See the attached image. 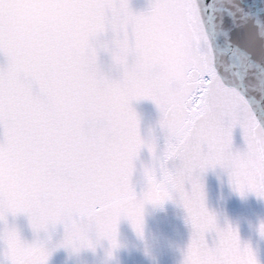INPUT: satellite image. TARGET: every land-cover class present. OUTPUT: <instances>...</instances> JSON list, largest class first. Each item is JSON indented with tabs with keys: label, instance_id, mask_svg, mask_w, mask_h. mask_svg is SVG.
Returning a JSON list of instances; mask_svg holds the SVG:
<instances>
[{
	"label": "snow or ice",
	"instance_id": "1",
	"mask_svg": "<svg viewBox=\"0 0 264 264\" xmlns=\"http://www.w3.org/2000/svg\"><path fill=\"white\" fill-rule=\"evenodd\" d=\"M0 57V264H111L121 222L143 241L146 208L169 202L190 230L179 264H260L205 177L264 201V0H0ZM143 101L162 145L141 135Z\"/></svg>",
	"mask_w": 264,
	"mask_h": 264
},
{
	"label": "water",
	"instance_id": "2",
	"mask_svg": "<svg viewBox=\"0 0 264 264\" xmlns=\"http://www.w3.org/2000/svg\"><path fill=\"white\" fill-rule=\"evenodd\" d=\"M132 6L137 11L146 10L148 0H132ZM2 60L3 58L0 57V62ZM134 107L141 116V135L147 138L155 133L161 137L162 145L163 134L158 123L160 113L156 106L150 101H143L135 104ZM236 146H242L239 132L236 134ZM148 160L150 155L145 151L141 154V161ZM140 166L138 162V169ZM205 189L207 205L217 214L220 224L223 226L225 223H231L233 227L238 228L242 242L250 243L257 252L260 264H264V238L258 232L259 224L264 221V201L258 200L254 195L241 198L230 187L227 174L219 168L207 173ZM184 216V210L171 202L163 208L151 206L146 208L145 235L151 241L154 260L145 255L143 243L137 238L130 224L122 221L119 232L124 247L117 253L116 260L111 264H179L180 250L186 247L190 238V230L185 224ZM9 220L20 227L24 238L29 241L33 239V233L25 217L21 216L15 220L10 217ZM62 234L61 228L56 238L59 239ZM104 258L103 249H98L96 253L86 251L79 256H70L66 250L60 249L54 253L50 264H103Z\"/></svg>",
	"mask_w": 264,
	"mask_h": 264
},
{
	"label": "clouds",
	"instance_id": "3",
	"mask_svg": "<svg viewBox=\"0 0 264 264\" xmlns=\"http://www.w3.org/2000/svg\"><path fill=\"white\" fill-rule=\"evenodd\" d=\"M177 80H178V78H177ZM174 82H177V81H174ZM141 241V240H140ZM142 243H143V246H144V249H145V247H147L149 250H150V252L152 253V246H151V241H150V239L148 238V237H146V235H145V237H144V240L143 241H141ZM143 249V250H144ZM149 257V256H148ZM153 257V256H152ZM150 259H152L151 257H149Z\"/></svg>",
	"mask_w": 264,
	"mask_h": 264
}]
</instances>
